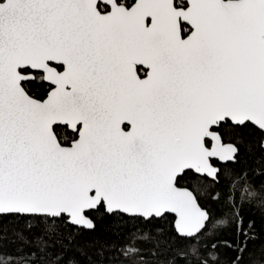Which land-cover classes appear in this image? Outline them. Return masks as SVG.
Returning a JSON list of instances; mask_svg holds the SVG:
<instances>
[{"label":"snow or ice","instance_id":"snow-or-ice-1","mask_svg":"<svg viewBox=\"0 0 264 264\" xmlns=\"http://www.w3.org/2000/svg\"><path fill=\"white\" fill-rule=\"evenodd\" d=\"M0 264H264V0H0Z\"/></svg>","mask_w":264,"mask_h":264}]
</instances>
